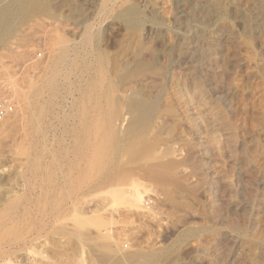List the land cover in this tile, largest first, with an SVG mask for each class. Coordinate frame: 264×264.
<instances>
[{
    "label": "rangeland",
    "instance_id": "obj_1",
    "mask_svg": "<svg viewBox=\"0 0 264 264\" xmlns=\"http://www.w3.org/2000/svg\"><path fill=\"white\" fill-rule=\"evenodd\" d=\"M130 3L138 16L122 0H40L26 19L13 17L17 30L0 42V100L15 105L0 123V264H149L169 248L158 264H264V0ZM89 28L101 36L110 89L123 101H168L158 109L157 141L119 180L124 196L140 192L139 206L114 205L108 189L49 181L53 154L62 167L74 158L69 132L96 115ZM61 37L76 63L58 70L53 97L50 88L39 97L53 102L39 146L24 98L34 99ZM142 59L155 64L141 68ZM127 107L116 120L121 133L136 116ZM78 216L107 226L79 231Z\"/></svg>",
    "mask_w": 264,
    "mask_h": 264
},
{
    "label": "bare ground",
    "instance_id": "obj_2",
    "mask_svg": "<svg viewBox=\"0 0 264 264\" xmlns=\"http://www.w3.org/2000/svg\"><path fill=\"white\" fill-rule=\"evenodd\" d=\"M39 1L40 0H10L9 2H5L0 6V42H6L17 30V27L13 24V17L16 14H20L22 20L26 19L28 15L38 8ZM122 1L125 4H128V7L123 10L128 16L133 17L139 15V7L136 4L130 3L131 0ZM130 22L133 26L136 25V21L130 20ZM89 30L90 32L84 38L83 43L88 45L91 50H93L98 63V80L97 83H93L91 85L92 89L90 91L95 93V97L98 100V102H96L98 106L95 113L96 115L93 118L86 117V122H84L81 127H76L74 130L69 132L70 137L73 138L75 143L76 156L74 158H67V164L62 167V164L57 159L56 154H53L56 162L53 165L51 172V177L53 179L50 178L49 181L54 184V187L58 188L61 187V184H65L66 186H73L74 188L77 186L82 188V190L85 188L86 191L92 190L93 192L108 189L110 190L109 193L112 197L111 201L114 205L129 202L134 206H139L142 200V195L140 192L135 191V193L124 196V187L122 188V184H120L119 180L123 175L122 172H124L125 167L127 169V166L130 167V165H138L143 159L148 146L151 143L153 144L157 141L159 131L155 132V134L153 132L155 131L154 128H157V123L159 124V122H161L159 120V122L155 123L158 118V109L168 101L164 100L165 102L163 101L162 105H160V100L162 98H150V96H145V94L143 96L132 94L130 97H126V101L128 103L123 101L122 97L118 94L119 92H116L115 88L112 90V86L114 84L112 85V83H110L111 81L108 83L111 84L112 89H110L109 86L105 84V73L107 74V64L109 61L100 49V34L94 32L90 28ZM68 41V38L61 37L56 44V48H53L55 51L51 60V70L47 72L45 75L46 77L41 80L42 82H39L36 91H34V99H29V97H25L26 94H23V97H25V107L29 111L28 125L31 129L30 133L37 139L39 146L44 139L42 126L46 120L47 109L49 106L53 105L51 99V97L55 95L53 79L55 78L59 69L66 68L68 64L75 65L76 63V60H73L71 57ZM152 63L155 64V62ZM152 63L142 59L138 62V65L141 68H151L153 66ZM72 71L73 68L69 67L66 72L67 74H70ZM128 73L129 71H126L123 74V77H126ZM123 77L121 79H123ZM48 88L51 89L52 96L49 97L48 100L43 99V101H40L39 97L43 96ZM126 104L128 106L127 108L130 110L129 112H132L133 114L136 113V116L134 114L132 119H130L131 121L129 126L127 129L125 128V132L121 133V130L119 131L117 128L118 124H116V120H118V112ZM124 110L125 109H123V111ZM171 114L172 113H170V115ZM173 118L175 119V117ZM4 131L5 128H1L0 134L4 133ZM170 166L173 170L175 169L176 163L172 161ZM61 167L63 179H58L55 177V174L60 171ZM134 169H136V167H134ZM132 170L133 169L129 170L128 172L125 170L128 177H131L130 175L133 172ZM128 173H130V175ZM132 182L134 183V181ZM132 182L131 184H133ZM136 188L137 187L135 186V189ZM74 220L78 229L87 225L102 227L107 223L102 218L90 220L84 218L81 219V217L78 216L75 217ZM82 230L80 229L79 231ZM74 232V235L77 233L78 239L83 238L81 235L83 232H81V234L80 232ZM172 250H170V248L166 250L164 249L163 251L153 254L148 259L147 263L158 264L163 257L169 258Z\"/></svg>",
    "mask_w": 264,
    "mask_h": 264
},
{
    "label": "built area",
    "instance_id": "obj_3",
    "mask_svg": "<svg viewBox=\"0 0 264 264\" xmlns=\"http://www.w3.org/2000/svg\"><path fill=\"white\" fill-rule=\"evenodd\" d=\"M15 112V105L10 99L0 100V123L4 122Z\"/></svg>",
    "mask_w": 264,
    "mask_h": 264
}]
</instances>
